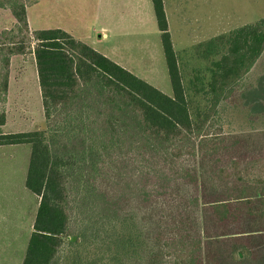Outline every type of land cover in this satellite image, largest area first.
I'll return each instance as SVG.
<instances>
[{
    "label": "trees",
    "instance_id": "obj_1",
    "mask_svg": "<svg viewBox=\"0 0 264 264\" xmlns=\"http://www.w3.org/2000/svg\"><path fill=\"white\" fill-rule=\"evenodd\" d=\"M37 1L0 0L15 19L0 31V104L12 56L33 54L47 119L0 132V146L31 145L39 204L22 264H264V142L225 133L219 110L245 92L264 17L201 42L219 57L187 80L164 0H152L168 95L61 28L31 30Z\"/></svg>",
    "mask_w": 264,
    "mask_h": 264
},
{
    "label": "rangeland",
    "instance_id": "obj_2",
    "mask_svg": "<svg viewBox=\"0 0 264 264\" xmlns=\"http://www.w3.org/2000/svg\"><path fill=\"white\" fill-rule=\"evenodd\" d=\"M173 1L168 0L170 6ZM104 2L106 0H75L76 4L71 2L59 5L56 0H39L28 8V17L35 28L41 26L39 20H41L42 14L45 15L44 18L48 23H64L70 27H76L77 30L83 31L82 33L89 36V45L102 53L117 49L124 56L108 57L115 59L114 61L118 63L122 62L124 67L139 77L164 93L172 95L173 89L165 56H148L145 52L146 47L142 45V42L152 33L139 34L136 38H129L127 43H120L115 34L111 36L107 33L105 36L100 28L104 18L99 19L98 17V6ZM184 2L187 7L196 5V8L192 7V11L188 10V22H190V14L194 15L192 24L196 23L197 18L201 22L198 30L191 31L207 39L216 34L228 33L238 26L264 17V0H184ZM116 3L118 9H125L127 5L133 4L131 0H116ZM150 10L154 14L152 1L145 0V13L147 14ZM7 12L11 16V12ZM73 13L75 21L68 18L72 17ZM3 21H8V19L4 18ZM170 22L173 31L172 39L176 41L175 48H177L178 33L176 32L179 30L174 28L171 20ZM7 24L9 25V23ZM134 39H137L140 44L134 43ZM158 44L162 50L161 41ZM199 44L191 45L190 48L185 49V52H180L182 56L179 54L187 80L192 76L194 68H201L206 76L209 75L207 68L210 67L212 59L219 57L217 55L210 58L202 57L201 49H198ZM157 49L158 45L155 43V51ZM139 68H144V72L142 73ZM10 71L7 99L0 104V113L4 111L6 114V122L1 125L0 132L46 129L47 119L42 104L34 55H14L13 60L11 59ZM243 92L239 102L220 105L223 129L228 134H243L250 140L264 142V52L244 78ZM197 102H201V99L194 97L193 105ZM202 175L204 178L208 177L207 172L203 170ZM29 193L31 198H17L11 201L6 199V202L4 198H0L1 264H22L21 247H27L33 228L31 223H33V217L39 204V198L31 192ZM8 208L9 211H7ZM8 214L13 217L16 228L12 226L8 228V222L5 220ZM124 240L123 253L127 255L132 252L133 245L129 237L126 236ZM25 251L26 248H24V255Z\"/></svg>",
    "mask_w": 264,
    "mask_h": 264
},
{
    "label": "crops",
    "instance_id": "obj_3",
    "mask_svg": "<svg viewBox=\"0 0 264 264\" xmlns=\"http://www.w3.org/2000/svg\"><path fill=\"white\" fill-rule=\"evenodd\" d=\"M131 1L133 4H129V6L127 5V8L125 9L122 8L118 9V7H116L117 4L116 0H106V2L100 3L98 6V17L99 19L104 18L101 21L103 22L100 27L101 31L104 32L103 34L105 36H107V33L111 34V36L115 34L116 37H118L117 39L120 40V43L123 42L127 43L129 41V38L131 39L136 38L139 34L144 35L147 33H152V35H148V38L142 42L143 43L142 45L146 47L145 52H147L148 56H165L162 40H161V31L158 27L155 11L154 14L151 12V10L148 11L147 14L145 13L144 11L145 0L143 1L131 0ZM135 1L136 4H134ZM56 2L59 5H66L71 2L73 4H76L75 0H56ZM33 4L29 5L28 8H30ZM169 4L170 3L168 2V0H164V6L168 19L171 38L173 31L171 30L170 20L173 22L174 28L176 30H179V32H176L178 33L177 48H175L176 41H173L172 39L174 49L177 51V53L180 54V52H185V49L190 48L191 45L204 42L207 38H203L201 37L202 35L194 34L191 31L194 29L198 30L200 28V24H201L200 19L197 18L196 23L192 24L191 22L194 18V15L190 14V22H188L189 21V18L187 16L188 10L190 9V11H192L193 10L192 7L196 8V5L187 7L185 5L184 0H174L171 6ZM153 10H154V6H153ZM7 11L9 10L0 8V31L3 30L4 28H11L15 24L14 16L12 15V13L10 16V14H8ZM44 17L45 15L42 14V18L41 20H39L41 23V26L39 28H35L31 24L30 19L28 17L30 29L35 30V29L61 28L67 31L68 33H70L71 35H73L75 38L82 40L88 45L90 44L88 38L89 36H87L86 33H82L83 31L77 30L76 27H70L64 23H57V24L48 23L46 21V18ZM4 18L8 19V21H3ZM68 18H71V20L74 21L76 20L74 13L72 14V17H68ZM7 23H9V25ZM100 36L103 35L100 34ZM160 41L162 45V50H160L158 44L160 43ZM134 43L140 44V42L137 39H134ZM155 43H157L158 45L157 51H155ZM159 51H160V55H159ZM106 52H103V54L106 56H124L122 55L121 52L117 51V49H115L114 51L110 50ZM180 56L182 55L180 54ZM119 64L122 65L123 63L119 62ZM139 70L142 73L144 72V68L143 69L139 68ZM10 77H11V71H10ZM30 154H31V145L29 144L0 146V198H4L5 202L6 199L8 200L10 199L11 201L13 199L16 200L17 198L18 199L31 198L29 192L31 193L33 192L30 191L26 186V176L28 172ZM7 211H9V208ZM36 212L33 217V222L36 216ZM5 220L6 222H8L7 223L8 228H10L11 226L16 228V224L13 223V217L11 216V214H8ZM21 248L23 252L21 260L23 261L24 248L26 247H21Z\"/></svg>",
    "mask_w": 264,
    "mask_h": 264
}]
</instances>
